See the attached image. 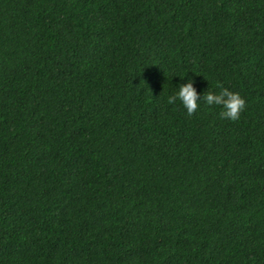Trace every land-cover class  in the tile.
<instances>
[{
    "label": "trees",
    "instance_id": "obj_1",
    "mask_svg": "<svg viewBox=\"0 0 264 264\" xmlns=\"http://www.w3.org/2000/svg\"><path fill=\"white\" fill-rule=\"evenodd\" d=\"M0 264H264V0H0Z\"/></svg>",
    "mask_w": 264,
    "mask_h": 264
},
{
    "label": "clouds",
    "instance_id": "obj_2",
    "mask_svg": "<svg viewBox=\"0 0 264 264\" xmlns=\"http://www.w3.org/2000/svg\"><path fill=\"white\" fill-rule=\"evenodd\" d=\"M194 83L191 77H187L182 83L178 82L172 93L166 97L165 102L169 105L179 102L188 116H192L202 103L210 107H219L218 115L221 120L235 122L240 119L246 108V101L239 92L223 87H220L218 91L207 88L203 92H197Z\"/></svg>",
    "mask_w": 264,
    "mask_h": 264
}]
</instances>
